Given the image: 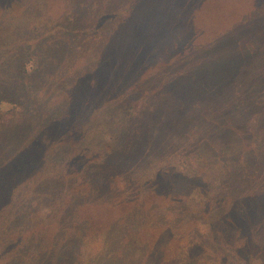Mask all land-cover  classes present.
<instances>
[{"label":"rangeland","instance_id":"rangeland-1","mask_svg":"<svg viewBox=\"0 0 264 264\" xmlns=\"http://www.w3.org/2000/svg\"><path fill=\"white\" fill-rule=\"evenodd\" d=\"M125 1L0 0V95L20 101L21 69L29 72L38 63L32 89L41 98L33 109L5 105L0 112V264H264V204L254 207L255 217L242 225L243 233L221 220L232 216L226 211L230 204L239 205L241 195L264 185V89L248 96L259 105L245 115L230 105L231 121L242 133L224 135L239 148L238 157L227 160L206 138L221 134L217 123L224 118L217 112L243 95L244 86L232 80L240 89L232 90L230 84L215 105L195 93L189 100L198 105L172 115L177 93L185 99L189 87L193 90V77H186V86L180 81L170 85L179 73L212 63L203 61L207 54L223 55L225 47L211 43L224 32L235 45H258L261 51L242 69L250 77L264 73V21L256 20H263L264 13L249 17L247 2L242 9H229L233 17L224 14L212 27L204 25L201 29L209 31L190 39L187 54L181 45L165 56V65L144 66L137 78H119L98 91L80 90L92 82L89 67L96 43L119 19L95 29L97 17L120 15ZM86 28L93 29L79 33ZM194 76L209 86L218 82H206L195 71ZM128 100L135 112L142 106L145 116L155 119L156 111L158 118L178 123L170 139H162L141 159L143 146L135 157L138 164L122 174L124 179L107 178L119 171L117 160L99 177V158L120 156L103 147L109 145L104 136L109 115ZM244 153L248 165H242ZM159 166L170 168L159 190L169 194L156 196L149 190L140 196L142 207L123 203L134 196L123 195L131 186L124 181L137 168L153 172ZM173 187L183 191L178 203L170 195Z\"/></svg>","mask_w":264,"mask_h":264},{"label":"trees","instance_id":"trees-1","mask_svg":"<svg viewBox=\"0 0 264 264\" xmlns=\"http://www.w3.org/2000/svg\"><path fill=\"white\" fill-rule=\"evenodd\" d=\"M246 2L251 5V12L248 14L250 15L249 17L258 16L259 11L264 13V0H126L121 7L122 10L124 9V12L120 15L106 17V15L102 16L103 13L101 16L99 15L97 17L95 29L103 27L106 24H114V19H119L116 25H114L107 34H103L96 43V45H98L96 46L98 50L95 55L94 63L89 67L93 76L92 82L89 84H81L79 87L80 90L87 88L90 91H98L101 86L109 88L111 85L115 84L114 80L117 81L119 78H122L123 81L133 75L137 78L144 69L141 71L139 70L144 66H155L161 62H164L162 65H165V56L169 54L170 51L180 48L181 45L187 48L183 55L187 54L191 43L190 39H199L200 36H204L209 31L207 29H201L205 28L203 27L204 25H206V28L212 27L219 18L224 16V14L226 19H231L233 17L232 11L236 8L238 10V7L241 9L244 8L247 6ZM108 4L110 6L111 2L109 1ZM241 5L242 7H240ZM229 9L232 11H229ZM256 20L264 21V19ZM91 29L86 28L83 31L79 30V33L88 34ZM218 31L219 29L214 30L213 34ZM216 38L218 39L217 42L212 41L211 44H220V46L225 47L221 51L223 55L210 58L207 54L203 58V61L208 60L213 62L208 64L206 62L204 64L205 66L201 65L194 71L197 75L202 76L206 82H211L212 80H217L218 82L209 86L206 85V83L196 81L194 71L191 73L187 72L185 75L179 73L176 76L178 80L171 81L170 85L175 86L176 82L180 81L186 86V77L191 79V76L193 77L194 84L193 90L189 87L187 91L188 98L181 99L182 95L177 93V100L174 102V110L177 109L173 111L172 115L187 110L189 105H198L192 100H189L195 93H202L204 96L211 98L210 102H213L215 105L218 104L217 98L219 93L224 89V92L227 91L228 86L234 81L238 82L240 87L244 86L242 88L243 90L245 89L243 95H237L232 99V102L228 103L226 107L217 112L224 118L221 122L216 121L219 122L217 125L220 127L221 134L213 135L212 139L206 138V143L216 146L225 159L233 160V158L238 157L235 152L239 150V148L233 147L230 139H227L224 135L228 134L233 137L237 133L239 134L242 132L236 127L235 123L231 121L229 107L232 105L234 109H237L240 115H245L255 105H259L256 102H252L254 101L252 98L251 101H249L248 96L250 98L252 93L264 89V73H259L256 76L250 77L245 74L242 67L245 63L251 61L261 49L257 47L258 45L255 43L251 44L250 47L239 44L235 45L233 36L230 33L226 34V32L219 34ZM227 40L229 41L226 44ZM226 45L228 46L226 47ZM226 48L228 49L226 50ZM189 56L194 57L195 55L189 53ZM33 67L35 68L33 69ZM32 69L33 70L29 72H27L26 68L21 69L23 73L20 78L22 98L20 101L0 95V112L5 111V109H3L5 105H9L12 109L21 108L24 110L33 109L41 104L40 96L32 89V77L39 72L38 63L32 65ZM216 72L221 73L223 76H215ZM225 75L231 77H224ZM233 84L232 90L240 89L239 86ZM185 89L186 87L184 90ZM207 100L203 103L207 104ZM130 101L131 100H128L127 103L121 104L119 107L116 106L109 115V124L105 127L107 130L104 134L106 137L105 143L109 140V145L106 144L103 147H105L108 153L114 156H120L119 158H112L109 156L105 159L99 158L100 161L97 166L99 177H101V175L104 176L108 163L117 160L113 162L119 164V171L107 178L109 180L123 178L121 176L124 172H131L132 168L138 164L139 157L137 159H135V157L141 154V149L146 147L142 155H140L142 159V156L150 151V148L156 147L162 139L165 137L166 140L170 139V131L173 129L172 127L178 123L174 118H158L156 116V111L152 113V116L156 117L155 119H152L150 114L145 116L144 107L142 106L136 109L135 112L132 109V104H129ZM149 117H151V119H147ZM233 120H235L234 115ZM117 142H119V144H117ZM122 142L128 146L126 147ZM114 146H117V150L113 149ZM263 150L264 147L261 148V151ZM248 163V155L244 153L242 155V165H248ZM248 169L249 167L246 170ZM138 170V168L135 170L133 177H128L126 181H124L126 186H131L124 190L123 195L127 196V194L132 192L134 196H132V199H124L123 203L142 207L144 203L140 201V196L142 193L149 190L156 196L169 194V191H165V193L159 190L162 186L161 184L166 180L162 177L171 173L170 168L159 166V168L154 169L153 172L151 169L145 170V167L140 171ZM82 176H86V172L83 173ZM153 183L156 189L153 186H149ZM86 184L90 188L93 183L88 180ZM182 194L183 191L177 189V187H173L170 193L172 201L178 203L177 198L182 197L177 196H183ZM70 203L71 202H68L66 205L70 207ZM259 204H264V185L252 194L241 195L240 201L235 204L238 206L230 204L226 211V213H231L234 217L232 218V216L227 214L228 216L226 215V217L221 220L228 227L237 225L240 233H243L242 225H247L250 223V220L255 217L254 209L257 208L254 207ZM137 209L138 208H136V210ZM248 238L249 237H247V240L252 242V240ZM250 241H244V243L250 245Z\"/></svg>","mask_w":264,"mask_h":264}]
</instances>
